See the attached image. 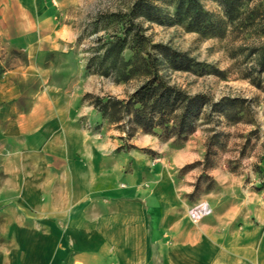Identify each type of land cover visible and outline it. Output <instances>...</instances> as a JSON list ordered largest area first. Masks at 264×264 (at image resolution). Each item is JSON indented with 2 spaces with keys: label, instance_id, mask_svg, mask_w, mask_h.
I'll return each mask as SVG.
<instances>
[{
  "label": "crops",
  "instance_id": "crops-1",
  "mask_svg": "<svg viewBox=\"0 0 264 264\" xmlns=\"http://www.w3.org/2000/svg\"><path fill=\"white\" fill-rule=\"evenodd\" d=\"M55 10L0 0V264H264V193L224 175L192 222L193 153L101 117Z\"/></svg>",
  "mask_w": 264,
  "mask_h": 264
},
{
  "label": "rangeland",
  "instance_id": "rangeland-1",
  "mask_svg": "<svg viewBox=\"0 0 264 264\" xmlns=\"http://www.w3.org/2000/svg\"><path fill=\"white\" fill-rule=\"evenodd\" d=\"M258 1L254 0L249 5ZM55 7L58 21L74 34V44L77 59L83 63L84 73L91 77L89 82L94 93L100 96L114 95L118 98L127 97L142 81V77H134L126 82H115L111 76H104L86 68L88 58L101 52V43L108 38L115 27L101 15L113 12L126 13L133 0H51ZM204 9L221 15L220 6L215 0H200ZM170 12L171 7H168ZM146 37V48L150 45L164 43L172 48L185 52L193 59V66L189 70H175L161 65L160 73L170 83H175L190 93L201 92L216 100L223 95L239 96L249 100L253 109L252 122H226L223 118L218 123H205L203 119L197 121L193 132L185 139L173 138L163 140L156 135L146 133L158 139L165 148L150 150L152 158H160L171 150H189L194 159L184 163L178 169V177L183 183L193 185L199 179V191L189 200L194 204L195 197L212 188L222 187L216 179L231 174L241 180V188L237 191H258L264 193V80L261 87L251 82L245 75L250 71L253 62L247 55L248 47L264 40L250 27L227 25L220 36L202 35L190 30L184 23H158L143 17L134 19ZM126 58L131 56L132 50L125 48ZM220 132L219 143L212 146L216 151L211 156L214 165L203 170L197 161L203 159L205 140L210 125ZM257 127V128H256ZM256 128V131L251 132ZM143 132V131H142ZM145 133V132H144ZM244 147V148H243ZM208 185L210 186L209 189ZM217 189V191L219 190ZM189 194V193H188ZM187 194V195H188Z\"/></svg>",
  "mask_w": 264,
  "mask_h": 264
},
{
  "label": "trees",
  "instance_id": "trees-1",
  "mask_svg": "<svg viewBox=\"0 0 264 264\" xmlns=\"http://www.w3.org/2000/svg\"><path fill=\"white\" fill-rule=\"evenodd\" d=\"M215 1L220 6L221 15L204 9L200 0H133L126 13L101 15L100 18L107 20L115 29L102 41L101 52L88 58L86 68L111 76L115 82H126L134 77H142V81L125 98L114 95L99 97L92 93H85L84 98L92 102L102 118L123 129L128 138L141 129L163 140H182L195 130L201 118L205 123H218V119L214 120L216 117L233 123L252 122L253 109L246 98L223 95L212 100L204 93H190L165 79L159 71L161 65L189 70L194 64L193 59L164 43H154L150 45L152 51L148 50L145 45L147 39L134 21L136 17H143L158 23H184L190 30L211 36L223 35L229 24L250 27L258 36H264V1L253 5L249 4L254 0ZM168 7H171V12ZM125 48L132 50L128 58L123 54ZM247 55L253 66L245 75L261 87L264 80V40L249 46ZM219 135L215 125H210L203 159L196 162L202 165L203 170L214 165L211 156L216 151L212 146L219 143ZM200 177L201 174L193 183V190L187 195L189 198L199 191Z\"/></svg>",
  "mask_w": 264,
  "mask_h": 264
},
{
  "label": "built area",
  "instance_id": "built-area-1",
  "mask_svg": "<svg viewBox=\"0 0 264 264\" xmlns=\"http://www.w3.org/2000/svg\"><path fill=\"white\" fill-rule=\"evenodd\" d=\"M210 210V206L206 202L194 204L189 210L188 215L192 222H198Z\"/></svg>",
  "mask_w": 264,
  "mask_h": 264
}]
</instances>
